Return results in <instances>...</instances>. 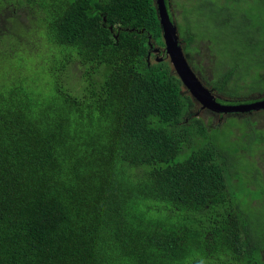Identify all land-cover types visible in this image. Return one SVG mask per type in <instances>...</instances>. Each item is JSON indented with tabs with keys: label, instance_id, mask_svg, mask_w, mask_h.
<instances>
[{
	"label": "trees",
	"instance_id": "obj_1",
	"mask_svg": "<svg viewBox=\"0 0 264 264\" xmlns=\"http://www.w3.org/2000/svg\"><path fill=\"white\" fill-rule=\"evenodd\" d=\"M219 1L201 0L193 17L198 0H164L192 72L258 100L264 0L252 19L247 0ZM218 20L240 49L210 80L189 54ZM1 43L0 61L42 69L0 82V264H233L244 250L264 263L247 235L249 218L264 227L252 212L264 187L237 183L238 157L232 171L230 146L191 114L197 103L168 63L150 61L151 43L163 46L155 0H0Z\"/></svg>",
	"mask_w": 264,
	"mask_h": 264
},
{
	"label": "rangeland",
	"instance_id": "obj_2",
	"mask_svg": "<svg viewBox=\"0 0 264 264\" xmlns=\"http://www.w3.org/2000/svg\"><path fill=\"white\" fill-rule=\"evenodd\" d=\"M196 2L197 0H190ZM201 0H198L194 5L190 6V9L192 11L190 14L194 17L196 14H198L196 10V5L198 6V3ZM209 1V0H204ZM165 4V2H164ZM219 5H228L229 0H221L218 3ZM155 5L156 0H155ZM250 3L247 1L246 7L242 11V16L246 14V11L249 7ZM166 7V4H165ZM199 7V6H198ZM221 9V7H218ZM23 11V20H25V15ZM176 15L178 14V17L182 18V15L179 13L178 10L175 11ZM179 23L181 24L180 19H178ZM219 20L217 21V26L215 28H209L206 32V28L203 30L205 38L201 39L197 43V52L190 53V59L193 61L194 64L199 66L207 76L211 78L213 77L214 70L212 72V67L216 66V64L221 61L222 59H228L230 60L233 55H236L234 52L236 50H239V46L235 45L236 40L233 41V45H230L228 40L229 38L224 35L223 28L219 25ZM36 46V45H35ZM1 48H7L8 45L1 43ZM151 49H152V55L150 57V61H162L165 60L171 70L173 71L172 64L170 62V59L167 56H164V53L162 50L164 49L163 46L154 45L151 43ZM182 47V44H181ZM40 52L44 53V56H47L49 54V49L45 44H42L37 49ZM18 56V55H17ZM16 56V57H17ZM15 57V58H16ZM217 61V62H216ZM30 61L29 58L25 59L22 62V66H10L11 61L3 60L0 61V82L4 80L8 75H13L15 78H21L22 75L18 73V71H22L25 76L31 75V71L39 72L42 69V65H33L31 70L28 72V65ZM246 65H242L240 68H244ZM28 72V73H27ZM196 78L203 84V86L211 93L213 97H215L218 101H226L225 103H234V102H250L251 99H253L252 96H246L244 94V89L237 88L235 90V96H226L217 90L210 89L211 85H207L199 76L198 72H195ZM254 72H252V75H246L245 81L246 83L251 82L256 77L253 75ZM264 74V72H261ZM215 75V73H214ZM79 78V72L75 71V74H72V71L70 73H66V83L69 85V83L72 85L75 83V81ZM215 78V76H214ZM213 78V79H214ZM212 79V80H213ZM240 83H243L242 80H240ZM1 84V83H0ZM233 90V87H232ZM260 97V96H259ZM234 101V102H233ZM191 114L201 119V121L204 123V126L206 127L208 133H210V136H215L218 138L219 143L224 147L227 148L230 146L231 148V164H232V171H233V160L236 159L235 162V173L234 176L237 180V183H245L251 187L255 186L257 189H262V186L264 187V154H262V150H264V110H261L259 112L255 111H248L245 113H238V115L233 114H222L219 115L216 112H212L210 110L200 108L197 104L194 105L190 109ZM240 118V119H239ZM251 118H253L252 123ZM260 133H256L254 130ZM214 129V130H213ZM250 136H256L259 137L257 143L250 139ZM262 140V141H261ZM233 148L237 150V154H233ZM229 154V153H227ZM260 155L262 158H260ZM245 157V158H244ZM227 159V157H226ZM228 160V159H227ZM229 161V160H228ZM247 168L251 172V177L247 178L246 180L243 179L242 171ZM263 181V183H261ZM236 183V184H237ZM245 191V187L241 186L239 188H236L235 191H233V196L240 197ZM258 196L263 197L262 204L264 206V191H255ZM257 210H252L253 215H259L264 218V209L258 207ZM245 214V213H244ZM264 227L256 226L253 236L255 239L260 241L261 243H264V238L262 237L264 235ZM261 253H264V251H261Z\"/></svg>",
	"mask_w": 264,
	"mask_h": 264
},
{
	"label": "water",
	"instance_id": "obj_3",
	"mask_svg": "<svg viewBox=\"0 0 264 264\" xmlns=\"http://www.w3.org/2000/svg\"><path fill=\"white\" fill-rule=\"evenodd\" d=\"M157 16L162 34L164 56H168L173 70L179 78L181 84L189 95L196 101L201 108H205L217 113H230L233 111H247L250 109L264 108V99L247 104H221L215 97L201 84L195 74L190 69L182 52L181 45L178 43V35L175 24L170 20L164 0H156ZM152 48V47H151Z\"/></svg>",
	"mask_w": 264,
	"mask_h": 264
},
{
	"label": "clouds",
	"instance_id": "obj_4",
	"mask_svg": "<svg viewBox=\"0 0 264 264\" xmlns=\"http://www.w3.org/2000/svg\"><path fill=\"white\" fill-rule=\"evenodd\" d=\"M249 3H251V4H253L254 6H253V8H251V7H249V9H247V11H246V14L244 15V16H242V17H244V18H247V19H252L255 15H256V11H257V9H258V7H261V4H260V1H262V0H259V1H257V2H254V3H252V1L251 0H247ZM242 11H243V9H242ZM241 14H242V12H241ZM160 26V25H159ZM161 36H162V34H161ZM179 43V42H178ZM180 44V43H179ZM164 45V44H163ZM181 45V44H180ZM183 52V51H182ZM168 57V56H167ZM173 72H174V70H173ZM175 73V72H174ZM194 74H196V73H194ZM175 75H176V73H175ZM177 76V75H176ZM244 82V81H243ZM184 87V86H183ZM185 89V88H184ZM186 90V89H185ZM187 91V90H186ZM264 99V97H261L260 99H258V100H255V101H260V100H263ZM217 100V99H216ZM218 101V100H217ZM254 100H252V101H250V102H245V103H243V102H234V103H222V102H220V101H218V102H220L221 104H233V105H236V104H247V103H253V102H255ZM196 102V101H195ZM197 103V102H196ZM197 105L200 107V105L197 103ZM201 108V107H200ZM205 109V108H204ZM261 109V108H260ZM260 109H250V110H247V111H238V112H236V111H233V112H230V113H217V114H219V115H222V114H226V115H228V114H233V115H238V113H245V112H248V111H255V112H259V111H261ZM263 109V108H262ZM240 119V118H239ZM252 121H253V118H251V122L250 123H252ZM253 130H254V128H253ZM255 132H257L256 130H254ZM257 133H259V132H257ZM249 136H250V133H249ZM257 141H258V138L255 140V142L257 143ZM262 141V140H261ZM262 154H264V150H262ZM260 158H262V156L260 155ZM262 197L261 196H258V198H256L254 201H253V203H258L259 201H262V199H261ZM262 203V202H261ZM259 204H256V208H258L259 206H258ZM260 208H262V209H264V207H260ZM255 228H256V225L254 224V222L252 221V219L251 218H249V226H248V233H247V235H251V233L253 232L254 233V230H255ZM260 242V241H259ZM261 243V242H260ZM261 244H264V243H261ZM244 250V249H243ZM261 251H264V247H262L260 250H259V252H260V254L262 255V257L264 258V253H261ZM244 252V254H243V258L241 259V260H237V261H233V264H237L238 262H240V263H242V264H249L248 262H247V258H248V253L244 250L243 251ZM264 264V263H263Z\"/></svg>",
	"mask_w": 264,
	"mask_h": 264
},
{
	"label": "flooded vegetation",
	"instance_id": "obj_5",
	"mask_svg": "<svg viewBox=\"0 0 264 264\" xmlns=\"http://www.w3.org/2000/svg\"><path fill=\"white\" fill-rule=\"evenodd\" d=\"M202 39V38H201ZM201 39H197V42H199ZM259 134V137H260V133H258ZM250 137V139L251 140H253V141H255L257 138H259V137H256V136H249ZM264 138V137H263ZM264 207V206H263Z\"/></svg>",
	"mask_w": 264,
	"mask_h": 264
}]
</instances>
